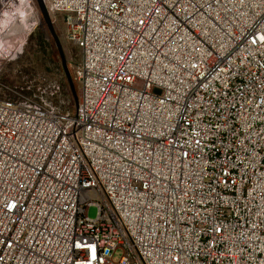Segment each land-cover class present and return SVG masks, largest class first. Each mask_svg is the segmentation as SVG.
<instances>
[{"label": "built area", "instance_id": "obj_1", "mask_svg": "<svg viewBox=\"0 0 264 264\" xmlns=\"http://www.w3.org/2000/svg\"><path fill=\"white\" fill-rule=\"evenodd\" d=\"M44 1L79 101L0 98V264H264V0Z\"/></svg>", "mask_w": 264, "mask_h": 264}, {"label": "rangeland", "instance_id": "obj_2", "mask_svg": "<svg viewBox=\"0 0 264 264\" xmlns=\"http://www.w3.org/2000/svg\"><path fill=\"white\" fill-rule=\"evenodd\" d=\"M50 16L79 96L80 86L74 78V70L81 59V50L66 38L64 16L61 13ZM39 78L47 84L69 85L54 37L38 4L36 0H0V98L9 97L11 89L25 92L42 89L29 87ZM70 101L61 97L58 103L67 105L71 111L76 101L73 96ZM88 213L95 218L97 207H90Z\"/></svg>", "mask_w": 264, "mask_h": 264}, {"label": "water", "instance_id": "obj_3", "mask_svg": "<svg viewBox=\"0 0 264 264\" xmlns=\"http://www.w3.org/2000/svg\"><path fill=\"white\" fill-rule=\"evenodd\" d=\"M36 2L38 4V7H39L43 17H44L45 22L47 23V25H48L51 33H52V36L54 37L55 44L57 46V49H58V52H59V55H60V58H61V61H62V66H63L64 72L66 74L69 87L71 89V92L73 94V97H74L76 103L78 104L79 96H78V93L76 91L74 81H73V79L71 77V73L69 71L68 62H67L64 50H63V46L61 44V41H60L58 35L56 34V32L54 30L53 22H52L50 13H49V11H48V9L46 7V3H45L44 0H36Z\"/></svg>", "mask_w": 264, "mask_h": 264}, {"label": "trees", "instance_id": "obj_4", "mask_svg": "<svg viewBox=\"0 0 264 264\" xmlns=\"http://www.w3.org/2000/svg\"><path fill=\"white\" fill-rule=\"evenodd\" d=\"M42 43H43V41H42ZM76 88V87H75ZM69 89H70V87H69ZM71 90V89H70ZM76 91H77V89H76Z\"/></svg>", "mask_w": 264, "mask_h": 264}, {"label": "bare ground", "instance_id": "obj_5", "mask_svg": "<svg viewBox=\"0 0 264 264\" xmlns=\"http://www.w3.org/2000/svg\"><path fill=\"white\" fill-rule=\"evenodd\" d=\"M2 29V28H1Z\"/></svg>", "mask_w": 264, "mask_h": 264}]
</instances>
